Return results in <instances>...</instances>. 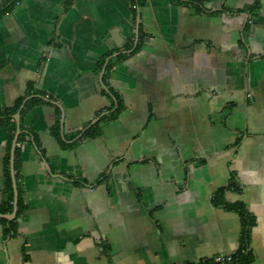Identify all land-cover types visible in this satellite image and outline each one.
Segmentation results:
<instances>
[{"label":"crops","instance_id":"0c3cea01","mask_svg":"<svg viewBox=\"0 0 264 264\" xmlns=\"http://www.w3.org/2000/svg\"><path fill=\"white\" fill-rule=\"evenodd\" d=\"M139 3L18 0L0 16V110L24 98L25 136L0 264H212L244 248L264 264V0ZM15 132L9 147L0 127V207Z\"/></svg>","mask_w":264,"mask_h":264},{"label":"trees","instance_id":"16d2710c","mask_svg":"<svg viewBox=\"0 0 264 264\" xmlns=\"http://www.w3.org/2000/svg\"><path fill=\"white\" fill-rule=\"evenodd\" d=\"M18 0H6L7 4L5 6H3L1 9H0V16L2 14H5L6 12H9L13 6L15 5V3L17 2ZM138 4L139 3V0H137ZM198 5V4H197ZM197 10H200L202 8H200V6H196L195 7ZM141 37L138 39V41L141 42ZM132 45H129L128 47L126 46V49H131ZM139 47L140 45L138 44V46H136L135 48V51H138L139 50ZM124 56L123 55H119L117 57V59L119 58H123ZM23 99L24 98H21V99H18L15 106L10 109V110H0V127H5L7 130H8V145L10 147V144H11V141L13 139V135H14V132H15V122L13 121V115L18 111V109L21 107L22 105V102H23ZM42 98H31L29 99L25 104H24V107L21 109L20 111V116H23L31 107L35 106V105H39V104H42ZM120 103L118 102V106L116 108L115 111H113L111 114L107 115V116H103L101 118V121H111V120H114L116 118V116L118 115L119 111H120ZM97 127V124L93 125L92 127H90L88 130L85 131L84 135L83 136H86V137H92V136H95L98 134V130L96 129ZM54 135L56 136V138L58 140L59 139V135L58 133H54ZM24 135H20L18 136V142L19 141H23L24 140ZM17 154H18V150L16 149L15 150V161L17 160ZM8 161H9V153H7L6 155V159H5V166H6V169L8 168ZM16 166V164L14 165V167ZM6 185H5V191H4V206L0 207V214H10L12 212V209H13V205H12V202H13V189H12V184H11V179L9 177V174H8V171L6 170ZM24 206L22 205V201H21V198L19 197L18 195V198H17V211H16V218L22 213V211L24 210ZM236 209V208H234ZM243 215V219H244V234H246V232H248V230L251 228L252 226V222L245 217L244 214ZM0 222L2 223H8V229H7V232H10V231H13V222L14 221H5L3 219H0ZM208 261L204 262V263H199V264H207ZM235 263L236 264H249L250 263V259H249V255L248 253L244 254V255H238L236 258H235Z\"/></svg>","mask_w":264,"mask_h":264},{"label":"water","instance_id":"95a60500","mask_svg":"<svg viewBox=\"0 0 264 264\" xmlns=\"http://www.w3.org/2000/svg\"><path fill=\"white\" fill-rule=\"evenodd\" d=\"M15 122H16V132L12 144V150H11V159H10V168H11V176H12V188H13V211L11 214H0V219H6V220H11L14 218L16 209H17V188H16V183H15V177H14V168H13V155H14V148L16 145L17 137L20 133V122H19V114H16L15 117Z\"/></svg>","mask_w":264,"mask_h":264},{"label":"built area","instance_id":"2783aa9c","mask_svg":"<svg viewBox=\"0 0 264 264\" xmlns=\"http://www.w3.org/2000/svg\"><path fill=\"white\" fill-rule=\"evenodd\" d=\"M246 254V249H241L238 252L230 255H216L213 258L210 259V263L212 264H236L235 263V258L238 255H244ZM183 264V263H179Z\"/></svg>","mask_w":264,"mask_h":264}]
</instances>
